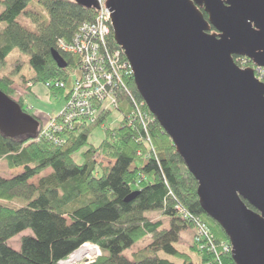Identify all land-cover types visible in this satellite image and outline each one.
Masks as SVG:
<instances>
[{
	"label": "trees",
	"instance_id": "trees-1",
	"mask_svg": "<svg viewBox=\"0 0 264 264\" xmlns=\"http://www.w3.org/2000/svg\"><path fill=\"white\" fill-rule=\"evenodd\" d=\"M0 8V64L16 50L28 57L34 74L31 82H63L68 89V72L77 67V59L61 55L67 63L61 70L51 53L58 40L70 42L81 24L94 20V7L80 0H0ZM107 41L120 49L112 33ZM13 84V79L0 77V92L15 101ZM127 84L138 102H143L133 79ZM47 90L64 100L68 94ZM15 102L29 114L22 96ZM115 111L122 116L119 127L106 130L101 144L82 154V165L72 156L87 145L91 132L103 125L111 111L102 113L93 124L79 121L72 130H65L59 135L61 145L38 135L30 140L0 134V161L9 170H22L10 179L0 177V264H58L84 244L96 245L101 252L90 264L213 262V254L200 249L193 237L189 250L195 259L178 249L183 232L191 229L194 236V225L176 211L177 205L205 223L216 243L228 241L201 211L197 183L170 138L145 105L143 119H139L119 94ZM98 159L108 164L103 166ZM35 178H39L37 184H31ZM155 212L168 220V228L146 218ZM27 230L32 235L21 238L18 251L11 249L9 240ZM147 238L149 243L132 255L133 261L123 256ZM220 262L234 264L230 254H222Z\"/></svg>",
	"mask_w": 264,
	"mask_h": 264
},
{
	"label": "water",
	"instance_id": "water-1",
	"mask_svg": "<svg viewBox=\"0 0 264 264\" xmlns=\"http://www.w3.org/2000/svg\"><path fill=\"white\" fill-rule=\"evenodd\" d=\"M106 8L135 90L196 181L199 207L224 233L233 263L264 264V83L234 61L264 70V0H108ZM51 57L67 68L57 51ZM38 128L0 92L2 136L33 140Z\"/></svg>",
	"mask_w": 264,
	"mask_h": 264
},
{
	"label": "built area",
	"instance_id": "built-area-1",
	"mask_svg": "<svg viewBox=\"0 0 264 264\" xmlns=\"http://www.w3.org/2000/svg\"><path fill=\"white\" fill-rule=\"evenodd\" d=\"M96 4V15L92 22L81 24L70 42L57 41L56 51L59 55L71 56L77 59V67L68 72L69 87L63 82H48L46 89L66 90L68 92L65 104L56 117L41 123L37 135L61 145L59 138L65 130H72L79 121L93 124L102 113L115 111L118 106L119 94L123 95L132 108V115L143 119L141 108L143 102H138L128 88V80L132 79L130 64L121 49L108 45L111 35L110 12L106 8L108 0H93ZM247 61L239 68L254 70L255 78L262 82L264 70ZM72 72V74H71ZM72 75V76H71ZM176 211L194 225L193 241L200 249L212 253L214 260L208 264H221L220 256L230 254L228 242L216 243L208 226L199 218L190 216L180 206ZM101 256L100 249L93 244H84L66 259L58 264H90Z\"/></svg>",
	"mask_w": 264,
	"mask_h": 264
},
{
	"label": "rangeland",
	"instance_id": "rangeland-1",
	"mask_svg": "<svg viewBox=\"0 0 264 264\" xmlns=\"http://www.w3.org/2000/svg\"><path fill=\"white\" fill-rule=\"evenodd\" d=\"M22 24L27 25L24 24V22H22ZM245 61L247 60L242 59V61L237 63L243 64V62ZM246 64L247 65L244 67L248 66V61L246 62ZM0 77H8L14 80V84L12 87L14 90V95L12 98L17 101L22 96L25 104V109L28 110L29 114L36 116L40 123H44L49 118H53L58 115L65 104L64 99L60 95H54L52 91H49L44 87V84L31 82L34 78V74L30 70V67L28 65V57L20 54L16 50H14L5 59V62L3 64H0ZM29 87L31 88L29 89ZM121 120L122 116L119 112L111 111V113L106 117L103 125H98L91 132L87 145L82 147L77 153L72 156L73 161L77 165H82L84 163L82 154L85 153L90 147H98L105 139V131L117 129ZM97 162L101 163L103 166H106L108 164L107 161H104L103 159H98ZM21 171V169L9 170L6 168L5 163L0 161V177L3 179H10L13 176L19 174ZM38 180L39 178H35L30 183L36 185ZM146 218H148L151 222L160 221L165 228L169 227L168 220L163 218L159 213H148L146 214ZM192 233L193 231L191 229L185 231L178 244V249L181 252L189 253L188 255H190L192 259H195L194 255L189 250V246L192 244ZM31 235V231H24L9 240L8 246L13 250L18 251L21 238ZM148 243L149 238L134 245L130 250H126L123 253V256L129 261H133L134 257L132 255L134 253L142 251ZM159 257L162 258L161 255H159Z\"/></svg>",
	"mask_w": 264,
	"mask_h": 264
},
{
	"label": "flooded vegetation",
	"instance_id": "flooded-vegetation-1",
	"mask_svg": "<svg viewBox=\"0 0 264 264\" xmlns=\"http://www.w3.org/2000/svg\"><path fill=\"white\" fill-rule=\"evenodd\" d=\"M242 59H243V58H239V57H235V58H234V60H235L236 62H240V61H242Z\"/></svg>",
	"mask_w": 264,
	"mask_h": 264
},
{
	"label": "crops",
	"instance_id": "crops-1",
	"mask_svg": "<svg viewBox=\"0 0 264 264\" xmlns=\"http://www.w3.org/2000/svg\"><path fill=\"white\" fill-rule=\"evenodd\" d=\"M35 117H36V116H35ZM184 233H185V232H183L182 235H183ZM182 235H181V237H182ZM192 237H193V233H192ZM191 241H192V239H191Z\"/></svg>",
	"mask_w": 264,
	"mask_h": 264
}]
</instances>
